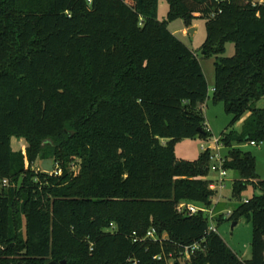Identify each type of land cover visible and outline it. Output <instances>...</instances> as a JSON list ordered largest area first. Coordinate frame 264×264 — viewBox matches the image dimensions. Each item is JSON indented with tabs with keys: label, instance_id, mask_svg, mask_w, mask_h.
Here are the masks:
<instances>
[{
	"label": "trees",
	"instance_id": "trees-1",
	"mask_svg": "<svg viewBox=\"0 0 264 264\" xmlns=\"http://www.w3.org/2000/svg\"><path fill=\"white\" fill-rule=\"evenodd\" d=\"M167 20L203 19L202 55H215L212 103L239 132L218 141L264 142V2L166 0ZM234 42L235 54L222 56ZM208 87L197 55L157 19V0H0V264H264V180L232 148V197L259 194L225 219L246 217L251 256L239 258L207 216L210 152L178 159L175 142L209 137ZM26 146L11 147V138ZM51 159L60 174L34 172ZM77 166V171L71 170ZM218 222L223 220L219 215ZM154 228L158 240L142 239ZM136 232L137 241H133ZM164 237V238H163ZM201 241L204 252L183 258ZM160 256V259H156Z\"/></svg>",
	"mask_w": 264,
	"mask_h": 264
},
{
	"label": "rangeland",
	"instance_id": "rangeland-1",
	"mask_svg": "<svg viewBox=\"0 0 264 264\" xmlns=\"http://www.w3.org/2000/svg\"><path fill=\"white\" fill-rule=\"evenodd\" d=\"M167 11V1L157 0V19L159 21H167V28L197 55L208 87L207 97L202 105V114L204 116L205 128L209 132V137L206 139L196 137L193 139L178 140L174 145V153L178 159L192 160L198 157L203 149L202 147H204L209 148L210 153L216 155V158L210 160L209 170L206 175L207 179L212 180L215 185H217L211 205L205 207L212 209L213 213V219H208V222L216 227V233L232 252L239 258L248 259L251 256L250 242L252 226L250 221L246 217H240L235 225H232L234 221L225 218L229 210H233L241 201L248 200L253 195L259 194V190L251 183H248L239 193L238 197H232V183L235 179H238V174L232 170L226 169V176L223 181L219 182V172L218 170L212 169L211 166L215 164V159L224 157L229 149L237 148L242 153L249 154L254 158L255 172L260 180H264V142H258L257 146H252L249 143L232 141L230 147H225L222 142L218 141L223 132H239L248 112L241 116L239 120L232 123V116L225 112L223 103L219 102L214 104L211 101L214 83V63L217 57L215 55L204 56L201 53L200 47L206 36L204 20L200 18L193 20L191 27L194 30L190 32L182 19L176 18L167 20ZM234 54V42H227L222 56L231 57ZM255 107L264 109V97L255 102ZM22 146H26L23 139L17 140L15 137L11 138L12 149L19 150L23 148ZM43 160L44 159L37 158L34 163L31 164V169L34 172H44L41 168ZM71 170L76 172L77 166L71 165ZM220 185H222V187H220ZM1 187L0 185V189ZM196 206L200 205L196 204ZM221 214H223V220L218 222L217 218Z\"/></svg>",
	"mask_w": 264,
	"mask_h": 264
},
{
	"label": "built area",
	"instance_id": "built-area-1",
	"mask_svg": "<svg viewBox=\"0 0 264 264\" xmlns=\"http://www.w3.org/2000/svg\"><path fill=\"white\" fill-rule=\"evenodd\" d=\"M87 1L90 2V0H87ZM257 2L258 3H262V2H264V0H257ZM248 143L250 145H252V146H257L258 145L257 142H255V141H250ZM202 148H203L202 151L209 150V148H204V147H202ZM213 158H216V155L210 153V160H212ZM214 161H215V164H213L211 166V168L214 169V170H218V172H219L218 173L219 182H221V181H223L224 177L226 176V169L222 165L223 164V159H222V157H218ZM60 172H61L60 169L57 166L53 165V171L52 172H46V173H49V174H60ZM0 185L2 187L7 186L8 185V180L6 178L0 179ZM220 187H222V185H220ZM209 188L215 192V190L217 188V185H215V183L211 180V182L209 183ZM211 201H213V200H211ZM243 201L245 202L246 200H243ZM176 211L178 213H185L187 215H193V214L201 211L207 216L208 219H210V220L213 219L212 209L196 206V204L194 205L193 203L179 202L176 205ZM230 213H231V211L229 210L226 213V216H228ZM208 231L209 232H216V227L214 225H212V224H209ZM132 237H133L132 240L134 242L138 240V236H137L136 232H132ZM142 239L158 240L160 238H158L156 236L154 228H151L145 233L144 236H142ZM205 248H206L205 244L203 242H201V241L194 242V243H192L190 245H186V246L183 247V251H182L183 258L187 260L193 254H195L196 252H204ZM156 259H160V256H156Z\"/></svg>",
	"mask_w": 264,
	"mask_h": 264
},
{
	"label": "water",
	"instance_id": "water-1",
	"mask_svg": "<svg viewBox=\"0 0 264 264\" xmlns=\"http://www.w3.org/2000/svg\"><path fill=\"white\" fill-rule=\"evenodd\" d=\"M189 31L192 32V28H190ZM41 168L44 172H52L53 161L51 159H44L41 163ZM232 225H235V222ZM47 264H66V260H62L60 262L49 261Z\"/></svg>",
	"mask_w": 264,
	"mask_h": 264
},
{
	"label": "crops",
	"instance_id": "crops-1",
	"mask_svg": "<svg viewBox=\"0 0 264 264\" xmlns=\"http://www.w3.org/2000/svg\"><path fill=\"white\" fill-rule=\"evenodd\" d=\"M190 28H192V27H189L188 29H190ZM193 30H194V29L192 28V32H193ZM22 147H23V146H22ZM241 259H242V258H241Z\"/></svg>",
	"mask_w": 264,
	"mask_h": 264
}]
</instances>
